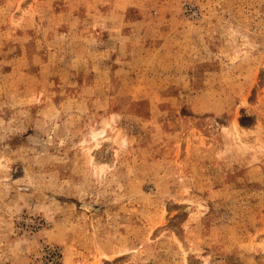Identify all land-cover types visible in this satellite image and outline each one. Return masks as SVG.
I'll list each match as a JSON object with an SVG mask.
<instances>
[{"label":"rangeland","instance_id":"rangeland-1","mask_svg":"<svg viewBox=\"0 0 264 264\" xmlns=\"http://www.w3.org/2000/svg\"><path fill=\"white\" fill-rule=\"evenodd\" d=\"M0 264H264V0H0Z\"/></svg>","mask_w":264,"mask_h":264},{"label":"bare ground","instance_id":"bare-ground-1","mask_svg":"<svg viewBox=\"0 0 264 264\" xmlns=\"http://www.w3.org/2000/svg\"><path fill=\"white\" fill-rule=\"evenodd\" d=\"M91 156V155H90ZM91 158H92V156H91Z\"/></svg>","mask_w":264,"mask_h":264}]
</instances>
